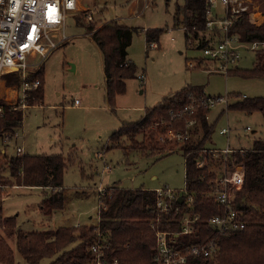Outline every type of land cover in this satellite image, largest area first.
<instances>
[{"label": "rangeland", "instance_id": "374dc122", "mask_svg": "<svg viewBox=\"0 0 264 264\" xmlns=\"http://www.w3.org/2000/svg\"><path fill=\"white\" fill-rule=\"evenodd\" d=\"M178 0H80L79 11L70 14L67 33L71 40L56 49L42 64L44 102L28 109L21 130L24 139L11 140L9 153L23 145L28 155H62L66 161L64 193L66 207L50 218L40 209L45 192L54 188L19 186L6 182L8 172L0 169L3 189L1 218L15 217L13 237L0 231L15 253L16 264H27L16 250V235L22 232L53 230L59 227L96 224L100 199L96 188L119 185L129 189L156 190L185 187V158L180 151L162 158L122 149L106 150L110 136L125 122L141 119L146 108L154 107L170 93L187 85L203 86L208 96L231 95L264 97V79L245 78L239 73L212 71L202 50L188 47L184 29L175 22ZM95 10L92 21L88 13ZM137 28L128 48V59L137 68L136 78L126 81V91L119 94L111 108L106 99L103 56L93 41L88 24L97 27L108 23ZM143 29H163L157 47L147 44ZM236 67L252 69L256 52L241 49ZM196 60V61H195ZM196 67H190V62ZM236 68V69H237ZM211 71H210V70ZM145 74L144 82L140 75ZM79 101V104L75 103ZM210 123L215 124L207 149H250L264 139V114L246 113L218 105L211 110ZM230 128L229 135L220 133ZM251 128L247 130V128ZM4 145L5 142L3 140ZM12 146V147H10ZM111 167L109 171H104ZM57 188L56 190H61ZM74 227V228H75ZM43 259L40 264H49Z\"/></svg>", "mask_w": 264, "mask_h": 264}, {"label": "trees", "instance_id": "16d2710c", "mask_svg": "<svg viewBox=\"0 0 264 264\" xmlns=\"http://www.w3.org/2000/svg\"><path fill=\"white\" fill-rule=\"evenodd\" d=\"M126 3L131 0H125ZM175 22L186 27L185 36L188 47L190 39L197 40V48L209 45L205 40V4L200 0H186L176 6ZM179 23V24H178ZM93 41L103 56L106 99L111 108L115 106L117 95L126 91V81L136 78V65L128 59L134 27L108 23L97 27L88 24ZM147 44H159L163 29H143ZM242 41H264V24L257 26L247 16L238 19L232 31ZM245 78L264 79V50L256 52L252 69H234ZM9 86L20 84L18 73L5 75ZM43 85L31 93V105L44 102ZM203 86L187 85L179 91L165 96L159 104L146 108L144 115L135 122H125L110 136L106 150L119 148L126 154L137 151L143 155L158 158L180 151L185 158V183L188 195L175 204L178 212L165 214L156 207L155 190L129 189L113 186V192L104 198L105 208L99 210V228L95 224L77 227H59L53 230L17 232L16 250L27 264H40L49 259V264H90L92 255L90 245L101 233L108 240V257L117 259L119 264H156V232L169 230L180 232L185 216H199L202 223L197 225L200 232L179 235V246L200 243L213 238L218 252L212 257H191L188 264H264V139L257 140L253 147L241 153L236 151L228 156L220 153L212 155L206 145L212 139L215 124L210 123L212 108L200 105L194 114L183 113L193 100L205 98ZM237 98L229 103L228 109L246 113L264 114V97ZM23 115L20 110L9 107L0 118V169L8 172L6 182L19 186L54 188L46 193L40 209L45 216L66 207L64 193V173L66 161L62 155H25L10 154L4 145V136L21 128ZM187 133L185 140L164 141L160 137L168 132ZM12 147V146H10ZM242 166L245 171L243 186L236 192L234 209L239 218L246 223L243 230L218 234L209 223L210 218L219 215L224 207L211 196L214 184L227 170ZM1 184V183H0ZM62 188L61 190H56ZM3 189L0 186V212L3 202ZM188 196L193 202L188 203ZM15 217H0V226L8 237L15 235ZM97 229V230H96ZM0 264H16L15 253L0 231Z\"/></svg>", "mask_w": 264, "mask_h": 264}, {"label": "built area", "instance_id": "2783aa9c", "mask_svg": "<svg viewBox=\"0 0 264 264\" xmlns=\"http://www.w3.org/2000/svg\"><path fill=\"white\" fill-rule=\"evenodd\" d=\"M149 3V0H142ZM170 1V0H167ZM185 2L186 0H178ZM205 4V40L209 45L202 49L203 57L207 62L214 64L212 71L224 72L229 75L231 70L236 69L237 62L241 59V49L257 52L264 50V41H242L232 31L238 19L247 16L249 20L257 25L264 24V0H200ZM80 0H0V118L4 117L9 107L20 110L25 122L28 109L32 107L28 98L32 92L37 91L43 85L40 76L43 62L61 45L69 43L70 35L67 33V21L70 14L79 11ZM95 10L88 13L90 21L94 18ZM184 30L186 27L181 26ZM195 40V39H194ZM190 39V45L195 46V41ZM198 42V41H197ZM151 47H157V43H151ZM197 46V43H196ZM196 61V60H195ZM198 64L190 62V67ZM210 70V69H209ZM211 71V70H210ZM18 73L21 81L18 85L9 86L5 75ZM144 82L145 74L140 75ZM13 92L15 95L9 99L3 89ZM232 96H207L193 100L183 110V113L194 114L197 107L203 105L215 108L218 105H227ZM238 97V96H237ZM247 98L246 96H241ZM79 104L78 100H75ZM209 118V117H208ZM251 128H247L250 130ZM21 130V128H20ZM223 135H229L230 128H222ZM24 131L16 130L4 136V142L9 145L13 140L24 139ZM166 138L171 140H185L187 133L168 132L160 137L162 141ZM12 140V141H11ZM11 141V142H10ZM17 156H25L23 145L15 147ZM249 149H233L229 145L222 150L210 149L212 155L224 154L228 156L236 151L244 153ZM106 167L104 171H109ZM245 171L242 166H235L231 170L225 167L224 174L214 184L211 196L216 203L224 207V211L210 218L209 223L218 234H227L233 231L243 230L246 223L242 221L234 209V198L236 192L243 186ZM100 204L99 210L105 208L104 198L113 192V187L96 188ZM187 185L180 190L158 188L156 207L165 214L173 211L178 212L179 207L175 201L180 198L184 201L188 195ZM192 203L191 196L187 198ZM100 218L95 224L99 228ZM202 221L199 216H185L182 220L180 232L169 230H158L156 232V264H188L191 257H212L218 252L217 244L213 238L186 246H179V235H190L200 232L197 225ZM96 229V230H97ZM108 240L98 233L92 244L90 252L92 261L90 264H119L117 259L108 257Z\"/></svg>", "mask_w": 264, "mask_h": 264}, {"label": "crops", "instance_id": "0c3cea01", "mask_svg": "<svg viewBox=\"0 0 264 264\" xmlns=\"http://www.w3.org/2000/svg\"><path fill=\"white\" fill-rule=\"evenodd\" d=\"M43 80V79H42ZM44 80H43V85H44ZM3 93H5L6 95H7V97L9 98V99H12L13 98V96L15 95L13 92H9L7 89H3ZM33 106V105H32ZM35 106V105H34ZM33 106V107H34ZM32 108V107H31ZM145 113V112H144ZM144 115V114H143ZM142 115V116H143ZM26 119H28V116L26 117ZM25 148V147H24ZM216 149V148H215ZM25 155H27V152H26V148H25ZM99 187V186H98ZM51 216H48V218H50ZM77 226H79V225H77ZM75 227V226H74Z\"/></svg>", "mask_w": 264, "mask_h": 264}, {"label": "water", "instance_id": "95a60500", "mask_svg": "<svg viewBox=\"0 0 264 264\" xmlns=\"http://www.w3.org/2000/svg\"><path fill=\"white\" fill-rule=\"evenodd\" d=\"M180 202H183L182 198L179 199Z\"/></svg>", "mask_w": 264, "mask_h": 264}]
</instances>
